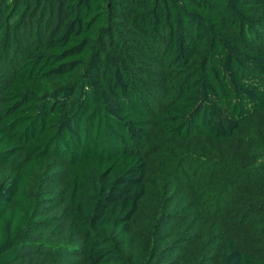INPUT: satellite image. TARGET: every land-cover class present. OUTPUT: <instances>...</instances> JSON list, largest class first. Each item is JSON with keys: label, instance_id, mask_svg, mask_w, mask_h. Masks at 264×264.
<instances>
[{"label": "trees", "instance_id": "obj_1", "mask_svg": "<svg viewBox=\"0 0 264 264\" xmlns=\"http://www.w3.org/2000/svg\"><path fill=\"white\" fill-rule=\"evenodd\" d=\"M258 114L264 0H0V264H156L135 232L151 119L222 145L188 176L225 204L213 264H264V197L219 164Z\"/></svg>", "mask_w": 264, "mask_h": 264}, {"label": "rangeland", "instance_id": "obj_2", "mask_svg": "<svg viewBox=\"0 0 264 264\" xmlns=\"http://www.w3.org/2000/svg\"><path fill=\"white\" fill-rule=\"evenodd\" d=\"M150 127L151 136L144 148L151 163L148 192L135 220V232L142 247V255L149 258L155 253L156 264H213V249L222 233L217 218H220L225 204L224 201L220 204L215 194L202 188L196 189L194 197L190 198L188 176L199 167L197 164L202 165L198 160L201 156L211 154L219 157L222 145L208 151L197 145L199 140L196 138L184 141L163 134L156 127L154 119L150 120ZM236 143L237 146L227 147V153L232 155H224L219 164H223L224 170L229 173L235 172L234 181L239 182L237 187L242 193L252 198L251 190L255 187L261 191L258 196L264 197V186L259 183L264 181V114H258L245 122L234 141ZM241 153L247 158L252 157L251 169L237 163L236 155ZM174 157L181 159L184 164L174 160ZM205 170L200 167L197 172L202 174ZM254 170L260 172L256 180L249 177ZM30 190L34 192L35 186L32 185ZM240 217L238 208L232 209L230 214H224V219L231 222L240 221ZM262 217L264 219V214H260L258 219ZM258 233L261 235L260 240L252 243L254 247L261 248L264 220L257 221L254 234ZM203 235L206 237L200 240Z\"/></svg>", "mask_w": 264, "mask_h": 264}]
</instances>
